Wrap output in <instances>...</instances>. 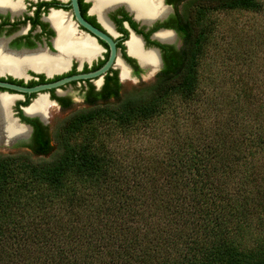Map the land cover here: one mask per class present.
Instances as JSON below:
<instances>
[{"label": "trees", "instance_id": "1", "mask_svg": "<svg viewBox=\"0 0 264 264\" xmlns=\"http://www.w3.org/2000/svg\"><path fill=\"white\" fill-rule=\"evenodd\" d=\"M262 8L208 2L182 55L152 85L73 116L54 161L0 155V264H264V33L233 69L232 37L214 40L227 36L217 13ZM211 58L234 76L202 77ZM175 99L186 107L170 110Z\"/></svg>", "mask_w": 264, "mask_h": 264}, {"label": "flooded vegetation", "instance_id": "2", "mask_svg": "<svg viewBox=\"0 0 264 264\" xmlns=\"http://www.w3.org/2000/svg\"><path fill=\"white\" fill-rule=\"evenodd\" d=\"M145 1L154 4L159 13L151 21L131 8L128 0H0V82L34 88L67 77H96L40 93L0 87V151L22 148L33 153V147L42 150L46 142L53 145V106L60 112L70 110L78 95V101L89 110L105 104L107 89L116 83L157 77L167 59L182 55L186 46L182 32L194 29L196 10L218 0ZM85 24L115 43L117 55L106 72L97 74L110 60L111 46ZM161 32L170 33L172 40L158 39ZM134 38L139 40L141 51L159 53L162 64L156 74L131 52L129 43ZM41 96L47 106L33 114L30 109ZM4 98L9 100L6 109L15 126L12 132L1 116Z\"/></svg>", "mask_w": 264, "mask_h": 264}, {"label": "rangeland", "instance_id": "3", "mask_svg": "<svg viewBox=\"0 0 264 264\" xmlns=\"http://www.w3.org/2000/svg\"><path fill=\"white\" fill-rule=\"evenodd\" d=\"M262 5L263 8L260 12H249V11H242V10H236L231 12H220L216 14L217 18V24L219 25V28L223 32L227 34V36H223L222 34H219L216 38H214L215 43L223 41L222 39L225 37V39L234 36H237L239 38V43H235L234 41H229V46L231 50H234L235 52L232 54V66L233 69L235 64V59L237 57L236 52L237 48L239 47L241 49L242 53L249 52V50L252 48L253 43H251V37L255 33H264V0H258ZM255 36V35H254ZM221 38V41H220ZM218 51V56L220 58L221 55H223L222 49L220 48ZM212 58L214 57V52L211 51ZM207 60L205 59L202 70L203 73L202 77H232L234 76L233 72H222V61L219 60L217 62H214L213 59ZM243 60V59H242ZM216 64V67L214 69L211 67L213 62ZM261 62H264V57ZM236 76V75H235ZM156 77H143L139 81L134 80H124L122 82V89H121V97L119 100L117 99H111L110 101H107L105 104H101L100 106L105 105H116L119 103V101L123 100L125 97L129 96L133 92L139 91L143 87H147L152 85L155 82ZM76 105L67 111L60 112L58 108L55 106L52 107V123L50 125L51 133L53 136V145L52 150L49 154L45 156H39L37 154H34L30 152L29 150L18 148V149H10L7 151H0L1 156H17V155H23L30 157L34 162H52L54 161L62 152L61 150V143H60V133L65 126V124L76 114H79L84 111H88V108L85 107L82 103H80V97L76 96ZM79 99V101H78ZM186 105L183 103L180 99H175L170 107V110L175 108H185ZM90 110V109H89ZM185 121H182L181 123H184ZM212 122H206V124H212ZM166 127H169L170 124L165 123ZM118 140H121V143L124 144V146L127 149L135 150V149H148L150 144L148 140L138 141V139L130 140L127 137H124L123 135H119ZM148 142V143H147Z\"/></svg>", "mask_w": 264, "mask_h": 264}, {"label": "bare ground", "instance_id": "4", "mask_svg": "<svg viewBox=\"0 0 264 264\" xmlns=\"http://www.w3.org/2000/svg\"><path fill=\"white\" fill-rule=\"evenodd\" d=\"M107 2H110L111 0H105ZM130 2V7L131 8H135L141 15H143V17L145 19H147L148 21H151L153 18H155L156 16L159 15V13L157 12V7L145 0H128ZM134 9V10H135ZM150 23V22H149ZM157 38L162 40V41H171L172 40V36L170 33L167 32H161L159 34H157ZM66 43L69 42L68 38L65 40ZM84 42L86 43V41L84 40ZM140 43L139 40L137 38H134L131 40V42L129 43V48L131 50V52H133L135 55L139 56L141 58V62H143V65H147V66H152L153 68H157L159 65V58H158V54L154 53V52H143L141 51V48L139 47ZM68 47V46H66ZM152 64V65H148V64ZM32 64V63H31ZM41 64V63H39ZM123 74H127L126 69H123ZM47 98V97H46ZM9 103V100L7 98H4L2 101V117L5 119L6 121V126L8 128V130L10 132L14 131V124L13 122L9 119V115L7 113V105ZM43 106L46 107L47 106V101L44 99L43 96H41L34 104L33 108L30 109V112H32L33 114H39L41 113Z\"/></svg>", "mask_w": 264, "mask_h": 264}, {"label": "water", "instance_id": "5", "mask_svg": "<svg viewBox=\"0 0 264 264\" xmlns=\"http://www.w3.org/2000/svg\"><path fill=\"white\" fill-rule=\"evenodd\" d=\"M85 26L89 30H91L95 35H97L98 37L102 38L104 41L108 42L110 44V46H111L112 53H111L110 60L99 72H97V74H99L101 72H106L107 70H109L111 68V66H112V64H113V62H114V60L116 58V55H117L115 43L113 42V40L109 36H107L106 34L101 33L100 31L96 30L95 28H93L89 24H85ZM134 36H135V34H134ZM157 54H158V58H159V53L157 52ZM161 64H162V62L159 59V65H158L159 67L153 68L151 66L152 67L151 73L153 75L156 74L159 71V68L161 67ZM143 67H147V65H143ZM92 78H96V77H90L89 75L84 76V77H67V78H64L62 80H59V81H56V82H53V83H49V84L40 85V86H37V87H34V88H25V87L17 86V85L10 84V83L0 82V87L6 88V89H10V90H13V91H17V92H21V93H35V92L36 93L37 92L40 93V92H43V91H46V90L59 88L60 86L68 84V83H70L72 81L88 80V79H92ZM133 80L136 81V82L139 81L137 78H134Z\"/></svg>", "mask_w": 264, "mask_h": 264}]
</instances>
